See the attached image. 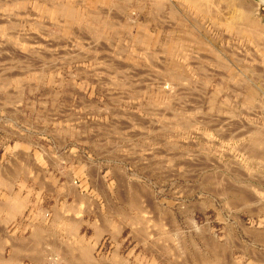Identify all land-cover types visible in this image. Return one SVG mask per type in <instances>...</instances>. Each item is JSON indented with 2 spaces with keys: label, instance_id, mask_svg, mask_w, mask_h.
<instances>
[{
  "label": "rangeland",
  "instance_id": "1",
  "mask_svg": "<svg viewBox=\"0 0 264 264\" xmlns=\"http://www.w3.org/2000/svg\"><path fill=\"white\" fill-rule=\"evenodd\" d=\"M150 1L0 0V190L19 193L22 187L24 195L32 190L30 199L23 198L27 205L19 220L3 222L0 231V239L14 236L8 240L16 238L23 247L14 264H64L85 246L91 248L93 264H214L215 250L211 251L216 248L225 250L232 264H264V259L258 260L264 258V2L196 0L206 3L198 8L201 4L196 2L162 0L177 6V23L193 20L202 35L190 41L183 32H170V15ZM237 10L243 12L240 22L232 20ZM209 20L223 24L215 33L219 39H205L211 38L206 32ZM249 24H256L262 38L251 37ZM201 42H212L218 55L233 53L232 65L219 59L210 68L194 61V71H189L185 57L178 54L193 50L198 56ZM205 68L214 70L210 80H202ZM225 70L231 71L228 77ZM166 80L193 81L194 95L186 99L190 89L179 87L170 102L169 90L162 89L160 95L155 87ZM206 81L246 87V97L256 107L242 118V125L239 120L218 119L224 112L229 117L234 112L230 108L239 110L240 105L230 107L223 96L210 94L214 85L204 90ZM257 134L261 142L253 140ZM74 151L83 171L104 170L87 183L84 177L77 183L80 203L64 197L61 190ZM104 178L113 190L107 201L97 200L89 186ZM119 180L123 187L117 186ZM128 181L136 187V201ZM239 186L246 190L244 197ZM99 209L111 210L115 219L114 238L101 248L92 237ZM55 216L75 220L80 225L76 236L66 234L64 224L53 225ZM28 221L32 226L16 229ZM9 245L0 244L3 261H11ZM32 246L42 256L36 258L39 251Z\"/></svg>",
  "mask_w": 264,
  "mask_h": 264
},
{
  "label": "crops",
  "instance_id": "2",
  "mask_svg": "<svg viewBox=\"0 0 264 264\" xmlns=\"http://www.w3.org/2000/svg\"><path fill=\"white\" fill-rule=\"evenodd\" d=\"M161 2H162V0H160V1H158V0L154 1L153 0V1H150V4L152 6H155V7H156V5H157V7L158 6L162 7V10L165 11V13H168L170 15L169 16V20L171 22L170 23V28H169L170 32H172V29H173L174 33L176 31L177 32L178 31L183 32V36L182 37H184L186 40H190V41L194 40V39H198L197 38L198 34L202 35L200 33V31H197V28L194 27L193 20L191 21V19H190V22L187 21L186 25H183L182 21L177 23L178 22V20H177L178 18H176L177 17L176 14L179 13V11L176 10L177 6H173L171 3L169 4L167 2L163 3L164 4L163 5ZM184 4L185 3H181L179 5L180 6H184ZM186 4L187 5H185V6H192V7L194 6V4H192V5H188L190 3H186ZM230 6H232V7L234 6L235 7V4L233 3ZM238 13L239 12H236V11L233 12V18H234V20H236V18H237V20L239 22L240 18H239V15H237ZM212 19L214 20V17ZM203 24H205V22ZM222 25H223L222 23L219 24V23H216V21L212 22L211 20H209L206 32H207V35L211 36V38H205V39H207V40H213L215 38L219 39V37L215 33H219L217 31H220V30L222 31V29H220L221 28L220 26H222ZM225 33L230 35V36L227 35V36H229L228 38L231 37L232 39H234V37L232 36V33L229 32L227 29L225 30ZM222 37L225 38L226 36L223 35ZM198 46H199L198 50H200V53H199L198 56L194 55L193 50H191L192 52L187 50L185 53L179 52V54H178V55H180V59H182L181 58L182 56L185 57L183 60H185V63L187 64V66H189V71L190 70L194 71L193 67H192V65L194 64V61L197 64L198 63L201 64V65L205 64L206 66H208L210 68H213L215 65L217 66V63L219 62V59L222 60L225 63H228L229 65H232V62H233L234 59H231V57H229V56L233 57L234 56L233 53L232 54L228 53L229 55H227L225 53V54H223V56H221L220 54L218 55L217 52L213 48V43L212 42H210V43L201 42V44L198 43ZM229 46H232V45H229ZM205 69L206 70H205V73L203 75L204 77H203L202 80H205L207 78H208L207 80H210L211 77H214V74H213L214 70L213 69L207 70V68H205ZM230 70H231V68H230ZM229 72L231 73V71L225 70L224 71L225 76L229 75ZM226 77H228V76H226ZM205 83L206 84L203 85V87H202V88H204V90L205 89L207 90V89H209L210 87H212L214 85V89L210 92V94H212L213 96H218V98L220 96H223L224 97V101L229 103L230 107H231L232 104H234L235 106L238 105V104L240 105L239 110H236V109H234L232 107L230 108V110H233L234 112H231V115H229V117H227V112H224L223 113V117L221 115H219L218 119H224V120H226V119H234V120H237V121L239 120V124H241L240 121L242 120V118H244V117L247 118V116L249 117V115H250L249 111L256 107V105L252 106L251 105L252 102L250 101L249 98L246 97L247 94H245L246 93V87L245 86L241 87V86H239V84H236L234 82H227V86L226 87H224L223 85H219V84H213L212 81H206ZM155 87L158 89V93L160 95H161L160 91H162V89L169 90V92H170V94L168 95L170 97L169 101L172 102L173 97L176 96V98H177V95H178L177 90H178L179 87H186L187 89H190V90H188L189 92L185 93L186 94V99H187V97L189 95H191V94L194 95L193 90H194L195 86H194L193 81H191V80H187V81H185V80H176V81H174V80H169V81L166 80V81H160L158 83V85H156ZM164 92L167 93L168 91H164ZM241 99H242V102L240 104L239 101H241ZM158 102L161 103V100H159ZM188 103L189 102H187V105H188ZM187 112H188V110H187ZM170 116H171V118L172 117L174 118V112L172 110H171ZM219 134H220V132H219ZM73 154L74 155L72 156V158L68 159V160H70V161L67 162L68 165H69V168H68V170L65 171L66 176L65 175L63 176V180H62L63 182L61 183V185H62L61 186V190L64 193L63 194L64 197L71 198L73 200H78V197H79V195L81 193V189L78 187L79 185L77 183L81 182L83 177H84L83 179H85L84 180L85 183H87V181H89L90 177L93 176L95 178L96 176H100L101 173L104 172V170L102 168H98L97 170H95L93 172L88 170V169H84V171H83L80 155L76 154L75 151H74ZM112 174H113V172H112ZM17 181H18L17 179H14L13 183L17 184ZM123 183H124L123 181L119 180V182L117 183V186L118 187L119 186L123 187ZM127 183L130 185L129 188L131 190L130 191L131 199L135 200V198L133 196V192H132V190L134 188L133 187L134 186L133 182L132 181H128ZM108 184L109 183L107 181V178H104V180H101V179L98 180L95 185L89 184L91 189H93V190L95 189V193L94 194H95V197L97 198V200H105V201H107L108 199L113 198V195H111V194H113V190L108 187ZM63 185H64V187H63ZM81 185H82V183H80V186ZM147 186H148V184L145 183L144 184L145 190L147 189ZM150 188H151V186H150ZM14 189H15V187H13V190ZM123 191H125V189H123L122 192H119V195L122 194ZM31 192H32V190L29 189L28 193H26V195H24V193L22 191V187L19 190V193L13 192V191H5V192H3L2 190H0V202H2L0 204L1 205L4 204L8 200L9 197L10 198H12V197H20L22 199L23 198L30 199ZM23 212L21 214H19V215H14V216L12 215L9 218V216L7 215V213L5 211L3 212V211L0 210V230L3 229V224H2L3 222H5L7 224H13V222L19 220V218L21 217ZM97 212L99 214L97 213L95 215L96 219L93 221V222H95V221L96 222H95V226L92 225L93 226V228H92V237H93V244L96 245L97 248L98 247L101 248V247H103V244L107 243V240H108V243L110 244L111 241L114 238L113 237V228H114V224H115V219H114V213L112 211H110L109 209H105V210L104 209H99ZM84 222L85 223H89V221L88 222L84 221ZM80 224H82V223H80ZM29 225L31 226V221H28L25 224L22 222V223L18 224V227L16 229L20 230L21 228H26V227L28 228ZM102 225H103V228H102ZM100 226H101V228H100ZM104 226H105V228H104ZM107 226H109V227H107ZM96 229L98 231H96ZM94 232L96 234H94Z\"/></svg>",
  "mask_w": 264,
  "mask_h": 264
},
{
  "label": "bare ground",
  "instance_id": "3",
  "mask_svg": "<svg viewBox=\"0 0 264 264\" xmlns=\"http://www.w3.org/2000/svg\"><path fill=\"white\" fill-rule=\"evenodd\" d=\"M187 1H189V2H191V3H195L196 2V0H187ZM199 1V0H198ZM204 1V0H203ZM211 1V3H212V0H210ZM218 1H220V0H218ZM262 2H264V0H261ZM207 2H209V0L207 1ZM217 2V1H216ZM228 2V1H227ZM196 3H198V2H196ZM195 3V4H196ZM210 3V2H209ZM198 4H201V5H197V7L199 8V7H201L202 8V5L203 6H205V2H203V4L201 3V2H199ZM218 4V3H217ZM223 4V3H222ZM237 4V3H236ZM164 5V4H163ZM196 5H194V6H196ZM244 5H245V3H244ZM210 6V5H209ZM224 5H222V7H223ZM248 6V5H247ZM164 7V6H163ZM234 7V6H233ZM211 8V7H210ZM246 10V9H245ZM250 10V9H249ZM202 11V10H201ZM222 11V10H221ZM223 11H224V9H223ZM209 12V11H208ZM237 12H238V10H237ZM228 13V12H227ZM232 14V13H231ZM243 15V12H241V10L239 11V13L237 14V15H239V22L242 20L241 19V15ZM177 15V14H176ZM220 15V14H219ZM236 15V14H235ZM227 16V15H226ZM232 16V15H231ZM221 17V16H220ZM228 17V16H227ZM222 18V17H221ZM227 20V19H226ZM232 20H233V17H232ZM232 20H231V23H232ZM247 20V19H246ZM221 21H222V19H221ZM237 22H238V20H236ZM223 22V21H222ZM236 22V23H237ZM235 23V24H236ZM248 23V22H247ZM241 24V23H240ZM244 24V23H243ZM264 25V24H263ZM239 26V25H238ZM249 26V28H248V32L251 34V37H254V39L256 38V37H259V34H261V32L259 33V29H257L256 28V24L255 25H253V24H249L248 25ZM258 27V26H257ZM261 27V26H260ZM264 27V26H263ZM236 28V27H235ZM238 30V29H237ZM259 30V31H258ZM262 30V29H261ZM235 31V30H234ZM259 38H262V36L261 37H259ZM258 39V38H257ZM261 40V39H260ZM259 40V41H260ZM255 41V40H254ZM255 42H257V41H255ZM259 45H261L260 43H259ZM263 49V48H262ZM260 108V107H259ZM248 132H249V130H248ZM253 133V132H252ZM255 133H253V135H254ZM262 134V133H261ZM256 135V134H255ZM235 136V135H234ZM225 137V136H224ZM253 137V136H252ZM251 137V138H252ZM250 138V137H249ZM261 139V140H260ZM252 140V139H251ZM253 140L254 141H256V142H259V140H260V142L262 141V137L261 138H259V136H258V134H257V136H254V138H253ZM263 141H264V139H263ZM253 142V141H252ZM251 142V143H252ZM253 143H255V142H253ZM257 144V143H256ZM264 144V143H263ZM253 147V146H252ZM258 147V146H257ZM260 147V146H259ZM262 147V146H261ZM262 152V151H261ZM248 153V152H247ZM254 153V152H253ZM257 154H259V153H257ZM261 155H263V154H261ZM264 156V155H263ZM255 157V156H254ZM256 158H257V156H256ZM22 159V158H21ZM259 162V161H258ZM14 164H15V162H14ZM18 168H20V167H18ZM35 169V168H34ZM21 170V169H20ZM11 171V170H10ZM33 171V170H32ZM8 172H9V170H8ZM13 173H15V172H13ZM12 173V174H13ZM17 174V173H16ZM2 177V176H1ZM3 179H4V177H2ZM41 178H43V177H41ZM213 178V177H212ZM215 178V177H214ZM6 179V178H5ZM7 180H8V178H7ZM210 180V179H209ZM3 181V180H2ZM66 181V180H65ZM220 181H222V180H220ZM224 181V180H223ZM1 182V181H0ZM5 182H6V180H5ZM8 182V181H7ZM38 182V181H37ZM202 182H203V180H202ZM206 182V181H205ZM216 182H217V180H216ZM40 183V182H39ZM38 183V184H39ZM230 183V182H229ZM4 184H7V183H4ZM42 184V182L40 183V185ZM45 184V183H44ZM49 184V183H48ZM47 184V185H48ZM71 184V183H70ZM230 184H232V183H230ZM244 184V183H243ZM252 184V183H251ZM7 185H11L12 186V184H7ZM6 185V186H7ZM46 185V186H47ZM227 185V184H226ZM234 185V184H233ZM219 186V185H218ZM223 186V185H222ZM43 187V186H42ZM63 187H64V185H63ZM66 187V186H65ZM101 187V186H100ZM134 187V186H133ZM225 187H228V186H225ZM236 187V186H235ZM252 187V186H251ZM9 188V187H8ZM102 188V187H101ZM136 188V187H135ZM134 188V189H135ZM233 188V187H232ZM239 188H240V190L238 189L237 191L238 192H246V190H244V191H241V187L239 186ZM243 188V187H242ZM42 189V188H41ZM222 189V188H221ZM225 189H227V188H225ZM225 189H224V191L223 192H225ZM235 190L237 189V188H234ZM261 189V188H260ZM9 190H11L10 188L8 189V191ZM102 190V189H101ZM140 190V189H139ZM227 190H231V188L230 189H227ZM226 190V191H227ZM233 190V189H232ZM253 190V189H252ZM248 191H250V190H248ZM75 192V191H74ZM136 192V191H135ZM141 192V191H140ZM143 192V191H142ZM229 192V191H228ZM228 192H227V194H228ZM234 192V193H233ZM233 192H231L232 194H233V197L235 196L234 194H236V191H234L233 190ZM245 192L243 193V196L241 195V197H244L245 195ZM141 193H139V195H140ZM143 194V193H142ZM146 194H147V192H146ZM225 194V193H224ZM232 194H228V195H232ZM248 194V193H247ZM138 195V196H139ZM144 195H145V193H144ZM249 195V194H248ZM128 196V195H127ZM141 196H143V195H141ZM225 196H226V194H225ZM240 197V198H241ZM120 198V197H119ZM221 198V197H220ZM77 199V198H76ZM143 199V198H142ZM249 199H250V197H249ZM258 199V198H257ZM257 199H255V200H257ZM123 200V199H122ZM134 200V199H133ZM139 200V199H138ZM253 200V199H252ZM75 201H78V200H75ZM80 201L81 200H79L78 201V203H80ZM134 201H136V199L134 200ZM74 202V201H73ZM124 202V201H123ZM127 202V201H126ZM249 202V201H248ZM253 202V201H252ZM251 202V203H252ZM0 203H2V202H0ZM4 203V202H3ZM74 203H76V202H74ZM137 203V202H136ZM135 203V204H136ZM142 203V202H141ZM231 203H232V201H231ZM231 203H230V205H231ZM264 203V202H263ZM138 205H139V203H137ZM233 204V203H232ZM262 204V203H261ZM25 205H26V202L22 199V198H20V197H12V198H8V200L4 203V204H0V210L1 211H5L6 213H7V215L9 216V218H10V216H14V215H19V214H21L22 212H23V210H24V207H25ZM132 205L134 206V202H132ZM138 205H136L135 207H138L139 208V206ZM149 205V204H148ZM202 205V204H201ZM152 206V205H151ZM258 206V205H257ZM257 206H256V208H257ZM76 207V206H75ZM111 207V206H110ZM135 207H134V209H135ZM143 207H145L144 205L142 206V208ZM197 207H199V206H197ZM254 207V206H253ZM252 207V208H253ZM137 208V209H138ZM146 208V207H145ZM147 208L148 209H150L149 208V206H147ZM153 208V207H152ZM193 208V207H192ZM195 208V207H194ZM200 208V207H199ZM236 208V207H235ZM251 208V207H250ZM69 209V208H68ZM136 209V210H137ZM244 209V208H243ZM59 210H60V208H59ZM62 210V209H61ZM141 210H144V208L143 209H141ZM56 211V210H55ZM64 211V210H63ZM72 211V210H71ZM75 211V210H74ZM111 211V210H110ZM219 211V210H218ZM255 211V210H254ZM39 212V211H38ZM43 212V211H42ZM57 212H58V210H57ZM60 212L61 211H59V214L58 215H60ZM69 212V211H68ZM68 212H65V213H68ZM80 212V211H79ZM121 212V211H120ZM141 212V211H140ZM41 213V212H40ZM56 213V212H55ZM54 213V214H55ZM78 213V212H77ZM85 213V212H84ZM89 213V212H88ZM142 213H144L143 211H142ZM146 213H148L147 211H146ZM43 214V213H42ZM99 214V213H98ZM256 214V213H255ZM262 214V213H261ZM62 216H63V214H61ZM140 215H141V213H140ZM147 215V214H146ZM155 215H156V213H155ZM37 216H38V214H37ZM47 216V215H46ZM52 216H54L53 214H52ZM68 216V215H67ZM70 216H72V214L70 215ZM69 216V217H70ZM76 216H77V214H76ZM154 216V215H153ZM41 217H43L42 215H41ZM41 217H40V219H41ZM74 217V216H73ZM118 217V216H117ZM128 217V216H127ZM161 217V216H160ZM44 218V217H43ZM42 218V219H43ZM53 218V217H52ZM138 218V217H137ZM155 218V217H154ZM36 219H38V218H36ZM41 219V220H42ZM54 219V220H53ZM52 220H53V225L54 224H64L65 225V227H66V230H65V233L66 232H71V234H72V236H76L75 234H74V231H75V228H77V230H78V226H80V225H78L77 226V222L74 220H72V221H70V218H69V220H65L66 218H60V217H58V216H55L54 218H53ZM100 219V218H99ZM120 219V218H119ZM165 219V218H164ZM239 219V218H238ZM44 220V219H43ZM87 220V219H86ZM102 220V219H101ZM162 220V219H161ZM166 220H168V219H166ZM38 221H40V220H38ZM123 221V220H122ZM134 222L136 221V223L138 222L137 220H133ZM242 221V220H241ZM52 222V221H51ZM96 222V221H95ZM103 222V221H102ZM147 221H145V223H146ZM161 222V221H160ZM167 222H169V221H167ZM193 222V221H192ZM40 223H41V221H40ZM43 223V222H42ZM85 223V222H84ZM130 223H131V221H130ZM135 223V224H136ZM154 223V222H153ZM156 223V222H155ZM163 223H165V222H163ZM39 224V223H38ZM79 224H80V222H79ZM92 224V223H91ZM109 224V223H108ZM144 224V223H143ZM142 224V225H143ZM147 224V223H146ZM151 224V223H150ZM170 224V223H169ZM239 224H240V222H239ZM242 224V223H241ZM161 225V224H160ZM31 226H32V224H31ZM124 226V225H123ZM129 226H130V224H129ZM138 226H140V224L138 225ZM147 226V225H146ZM152 226V225H151ZM35 227V226H34ZM73 227H74V229H73ZM107 227H109V226H107ZM106 227V228H107ZM142 227V226H141ZM140 227V228H141ZM144 227H145V225H144ZM100 228H101V226H100ZM102 228H103V225H102ZM104 228H105V226H104ZM121 228V227H120ZM119 228V229H120ZM140 228H138V229H140ZM164 228V227H163ZM207 228V227H206ZM242 228V227H241ZM38 229V228H37ZM150 229H152V228H150ZM159 229V228H158ZM200 229V228H199ZM34 230V229H33ZM39 230V229H38ZM73 230V231H72ZM94 230V229H93ZM210 230V229H209ZM1 231V230H0ZM4 231V230H3ZM8 231V230H7ZM35 231V230H34ZM40 231H41V229H40ZM95 231V230H94ZM96 231H98L97 229H96ZM107 231V230H106ZM137 231V230H136ZM139 231V230H138ZM141 231V230H140ZM143 231H144V229H143ZM142 231V232H143ZM248 231V230H247ZM246 231V232H247ZM132 232V231H131ZM166 232V231H165ZM174 232H176V231H174ZM249 232V231H248ZM251 232V231H250ZM32 233V232H31ZM35 233H36V231H35ZM37 233H39V232H37ZM37 233L35 234V236L37 235ZM41 233V232H40ZM47 233H48V231H47ZM75 233H77L76 231H75ZM158 233V232H157ZM168 233V232H167ZM201 233V232H200ZM67 234V233H66ZM94 234H96L95 232H94ZM131 234V233H130ZM141 234V233H140ZM259 234V233H258ZM9 235V234H8ZM32 235V234H31ZM45 235H46V233H45ZM68 235H70V234H68ZM115 235V234H114ZM134 235V234H133ZM146 235V234H145ZM203 235V234H202ZM246 235V234H245ZM263 235V234H262ZM0 236L2 237V235L0 234ZM4 237H5V234L3 235ZM10 236V235H9ZM8 236V237H9ZM33 236H34V234H33ZM38 236V235H37ZM42 237L44 236V232L42 233V235H41ZM40 236V237H41ZM71 236V235H70ZM100 236V235H99ZM142 236V235H141ZM160 236V235H159ZM204 236V235H203ZM202 236V237H203ZM207 236V235H206ZM209 236V235H208ZM208 236H207V238H208ZM212 236L214 237V235L212 234ZM227 236H228V234H227ZM251 236V235H250ZM6 238L7 240L9 239V238H12L13 239V237L14 236H10L9 238ZM39 237V238H40ZM137 237V236H136ZM142 237H145V236H142ZM168 237V236H167ZM166 237V238H167ZM178 237V236H177ZM201 237V238H202ZM38 238V237H37ZM95 238V237H94ZM158 238V237H157ZM204 238V237H203ZM215 238V237H214ZM213 238V239H214ZM233 238V237H232ZM6 239L4 238V240H3V238L2 239H0L2 242H0V244L2 243V245H3V243H7L8 244V242L10 243V247H11V249H12V253L10 252V259H11V261L10 260H6V261H3V259H2V257L0 256V264L1 263H6L7 261L9 262L8 264H14V262L12 261V260H14L15 258H16V256H17V254L19 253V252H21L22 250H23V247H21V246H19L18 244H19V242L16 244L14 241H16L15 239L14 240H8V241H6ZM26 239V238H25ZM30 239H31V236H30ZM41 239V238H40ZM43 239H44V237H43ZM82 240L83 239V237H81V238H79V240ZM98 239V238H97ZM235 239V238H234ZM22 240V239H21ZM34 240H35V238H34ZM37 240H39V239H37ZM36 240V241H37ZM79 240H78V242H79ZM159 240V239H158ZM208 240H210L209 238H208ZM207 240V241H208ZM4 241V242H3ZM20 241V240H19ZM26 241H27V239H26ZM30 241H32V240H29V243H30ZM40 241V240H39ZM47 241V240H46ZM83 241V240H82ZM160 241V240H159ZM204 241H206V238H205V240ZM17 242V241H16ZM89 242V241H88ZM162 242V241H161ZM211 242V241H210ZM214 242V241H213ZM234 242V241H233ZM22 243H25V241L23 242L22 241ZM28 243V244H29ZM39 243V242H38ZM92 243V242H91ZM152 243V242H151ZM178 243V242H177ZM207 244L209 243V241L208 242H206ZM205 243V244H206ZM26 244V243H25ZM34 244V243H33ZM37 243H35V245H36ZM49 244V243H48ZM53 244V243H52ZM58 243H56V245H57ZM82 244V243H81ZM80 244V245H81ZM153 244V243H152ZM210 244V243H209ZM209 244L207 245V246H209ZM225 244V243H224ZM240 244V243H239ZM239 244H236V245H238L239 246ZM22 245V244H21ZM51 245V244H50ZM59 245V244H58ZM89 245V244H88ZM92 245V244H91ZM148 245H149V243H148ZM180 245V244H179ZM219 245H221V244H219ZM223 245V244H222ZM22 246H25L24 244L22 245ZM27 246V245H26ZM26 246H25V248H26ZM31 246V245H30ZM40 246V245H39ZM41 246H42V244H41ZM55 246V245H54ZM151 246V245H150ZM167 246H169V245H167ZM211 246H213V245H210V247ZM223 246H225V245H223ZM223 246H221V247H223ZM32 247H35V246H32ZM44 246H42V248H43ZM64 247V246H63ZM82 247V246H81ZM162 247V246H161ZM176 247V246H175ZM180 247V246H179ZM210 247H208V248H210ZM217 247V246H216ZM220 247V246H219ZM230 247H231V245H230ZM233 247V246H232ZM232 247H231V249H232ZM237 247V246H236ZM241 247V246H240ZM240 247H238V248H240ZM36 248V247H35ZM41 248V249H42ZM45 248V247H44ZM43 248V249H44ZM53 248V247H52ZM79 248V247H78ZM90 247L89 246H85V248L83 249H81V248H79V249H81V254L80 255H78V253H77V255L78 256H74V255H70L71 257H70V259L68 258V260L67 259H65V260H63L64 261V264H89L91 261H90V259L92 258L91 256V253H90V249H89ZM207 248V247H206ZM207 248V249H208ZM213 248H215V247H213ZM241 248H244V247H241ZM27 249V248H26ZM25 249V250H26ZM40 249V248H39ZM54 249V248H53ZM57 249V248H56ZM61 249H62V247H61ZM61 249H59V250H61ZM73 249V248H72ZM78 249V250H79ZM159 249V248H158ZM2 250V249H1ZM28 250V249H27ZM31 250V249H30ZM33 250V249H32ZM36 250H38V248H36ZM35 250V251H36ZM45 250V249H44ZM49 250L51 251V249L49 248ZM58 250V251H59ZM71 250V249H70ZM116 250H117V248H116ZM165 250V249H164ZM213 250H215L214 252V256H215V261H214V264L215 263H217V264H229V262H231V260L229 261V260H227L228 258L224 255V252H226L225 250H220V249H218V248H216V249H212V251H211V254L213 253ZM229 250V253H230V249H228ZM39 251V253H37L36 252V258L38 257V254L40 255L41 253H40V250H38ZM46 251V250H45ZM53 251V250H52ZM54 251H55V249H54ZM53 251V252H54ZM62 251H63V249H62ZM66 252H67V250H65ZM93 250H91V252H92ZM175 251V250H174ZM252 251V250H251ZM251 251H250V253H251ZM24 252V251H23ZM26 252V251H25ZM29 252V254H31L30 253V251H27V253ZM32 252V251H31ZM33 252H34V250H33ZM80 252V251H79ZM200 252V251H199ZM205 252V251H204ZM243 252H244V250H243ZM246 252V251H245ZM253 252H255V251H253ZM1 253V252H0ZM46 253H47V251H46ZM59 253H60V251L59 252H57V254L59 255ZM64 253V252H63ZM63 253H61V256L63 255H65V253L63 254ZM71 253H74V252H72L71 251ZM115 253V252H114ZM165 253V252H164ZM176 253V252H175ZM198 253V252H197ZM202 253V252H201ZM227 253H228V251H227ZM229 253H228V255H229ZM24 254H26V253H24ZM23 254V255H24ZM28 254V255H29ZM35 254V253H34ZM174 254V253H173ZM181 254V253H180ZM184 254V253H183ZM196 253H193V255H195ZM207 254V253H206ZM226 254V253H225ZM249 254V253H248ZM247 254V255H248ZM254 254H256V252L254 253ZM1 255V254H0ZM27 255V256H28ZM69 255V254H68ZM91 255V256H90ZM175 255V254H174ZM200 255V254H199ZM227 255V254H226ZM250 255V254H249ZM257 255H259L258 253H257ZM5 256V255H4ZM19 256H22V252L19 254ZM35 256V255H34ZM41 256H42V254H41ZM45 256V255H44ZM53 256H54V254H53ZM63 256L61 257V259L60 260H62V258H63ZM178 256V255H177ZM182 256V255H181ZM195 256H197V258H198V254L197 255H195ZM202 256H204V255H202ZM206 256V255H205ZM204 256V257H205ZM253 256V255H252ZM8 257V256H7ZM24 257H26V256H24ZM47 257V256H46ZM56 257V256H55ZM163 257V256H162ZM184 257V256H183ZM183 257H179L180 259H182ZM259 256H255V258L257 259ZM32 258V257H31ZM50 258V257H49ZM57 258V257H56ZM111 258V257H110ZM203 258V257H202ZM227 258V259H226ZM255 258H253L254 260H255ZM16 259H18V258H16ZM22 259V258H21ZM28 259V258H27ZM40 259H42V258H40ZM44 259V258H43ZM43 259H42V261H43ZM48 259V258H47ZM93 259V258H92ZM174 259V258H173ZM199 259V258H198ZM263 257H262V259H260V257L258 258V260H261L262 262H263ZM30 260H32V259H29V261ZM37 260V259H36ZM35 260V261H36ZM94 260V259H93ZM203 260H204V258H203ZM206 260H208V258L206 259L205 258V260H204V262L206 261ZM212 260V259H211ZM17 260H15V262H16ZM49 261V260H48ZM51 261H53V262H57L58 260L57 259H53V258H51ZM100 261V260H99ZM198 261H200V260H198ZM13 262V263H12ZM34 262V261H33ZM32 262V263H33ZM38 262H41L40 260L38 261ZM177 262V261H176ZM187 262V261H186ZM185 262V263H186ZM201 262V261H200ZM208 262V261H207ZM206 262V263H207ZM233 262V261H232ZM232 262H231V264H232ZM257 262H259V261H257ZM31 263V262H30ZM44 263V262H43ZM118 263V262H117ZM198 263V262H197ZM210 263V262H209ZM212 264H213V262H211ZM235 263V262H234ZM16 264V263H15ZM18 264H19V262H18ZM20 264H21V262H20ZM34 264V263H33ZM90 264H93V262H91ZM95 264V263H94ZM101 264V263H100ZM191 264V263H190ZM203 264V263H202Z\"/></svg>",
  "mask_w": 264,
  "mask_h": 264
}]
</instances>
